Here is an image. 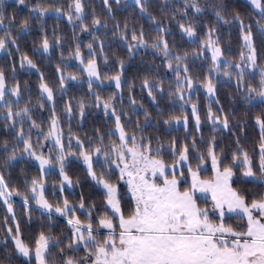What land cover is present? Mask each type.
<instances>
[{"label":"snow or ice","instance_id":"obj_1","mask_svg":"<svg viewBox=\"0 0 264 264\" xmlns=\"http://www.w3.org/2000/svg\"><path fill=\"white\" fill-rule=\"evenodd\" d=\"M0 264H264V0H0Z\"/></svg>","mask_w":264,"mask_h":264},{"label":"trees","instance_id":"obj_2","mask_svg":"<svg viewBox=\"0 0 264 264\" xmlns=\"http://www.w3.org/2000/svg\"><path fill=\"white\" fill-rule=\"evenodd\" d=\"M31 2H32V0H29V3H31ZM64 2H67V0H64ZM97 2H98V0H97ZM25 11H26V10H25ZM49 24H52V20H49ZM60 27L63 28V29L65 30V32L68 31L67 25H65L63 22L60 23ZM88 39H89V37H88L87 35H85V36H84V42L87 43V42H88ZM133 71H135V69H133ZM24 79H29L30 81H32V80H35L36 77H35V76H31V77H30V76L25 75V76H24ZM110 91H115V89H114V88H113V89H110ZM126 94H127V93H126ZM137 99H138V100L140 99V96H139V95L137 96ZM145 103H147V101H145ZM89 123H91V118H90V120H89ZM84 130L87 131L88 129L85 128ZM173 135H174V136H175V135H181V136H182V133H180V134L173 133ZM250 135H251V136H255V135H257V133H256L255 130H252V131L250 132ZM70 198H71V197H70ZM34 215H35V213H34Z\"/></svg>","mask_w":264,"mask_h":264}]
</instances>
